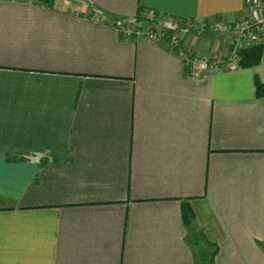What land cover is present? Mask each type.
I'll use <instances>...</instances> for the list:
<instances>
[{
    "label": "crops",
    "instance_id": "0c3cea01",
    "mask_svg": "<svg viewBox=\"0 0 264 264\" xmlns=\"http://www.w3.org/2000/svg\"><path fill=\"white\" fill-rule=\"evenodd\" d=\"M246 13L0 0V264H202L208 243L214 264H264V34L257 64L190 75L166 41L116 29L174 28L209 56L230 47L216 23Z\"/></svg>",
    "mask_w": 264,
    "mask_h": 264
},
{
    "label": "built area",
    "instance_id": "2783aa9c",
    "mask_svg": "<svg viewBox=\"0 0 264 264\" xmlns=\"http://www.w3.org/2000/svg\"><path fill=\"white\" fill-rule=\"evenodd\" d=\"M244 2L247 13L240 21L233 25L225 22L216 23L219 29L231 33L230 47L226 53L216 52L209 56L196 55L183 43L179 30L164 28L160 25H145L142 20L120 21L116 24V29L128 38H145L154 43L166 41L173 53L182 59L188 74L194 75L198 72L217 70L225 64H238L241 49L261 43L264 34V0H244ZM148 16L167 21L169 25L174 26L186 22L173 16L157 14L151 9L145 12V17Z\"/></svg>",
    "mask_w": 264,
    "mask_h": 264
},
{
    "label": "trees",
    "instance_id": "16d2710c",
    "mask_svg": "<svg viewBox=\"0 0 264 264\" xmlns=\"http://www.w3.org/2000/svg\"><path fill=\"white\" fill-rule=\"evenodd\" d=\"M31 1L44 4L47 6H52L54 0H31ZM147 10L148 9H143L142 19L145 17V12ZM183 20L186 21V19ZM138 21H141V19H139ZM262 46H263L262 43H258L251 47L241 49L239 52L238 64L241 66H253L257 64L261 57L262 48H263ZM255 94L258 97L264 96V80H260L257 77L255 79ZM184 211H185L184 220L189 223L192 218L191 211L188 206L187 207L184 206ZM208 244H210L209 246L211 247V250L210 252L203 254L204 256L202 257V262H207V264H214V257L216 255L218 248L217 245L215 244H211V243Z\"/></svg>",
    "mask_w": 264,
    "mask_h": 264
},
{
    "label": "water",
    "instance_id": "95a60500",
    "mask_svg": "<svg viewBox=\"0 0 264 264\" xmlns=\"http://www.w3.org/2000/svg\"><path fill=\"white\" fill-rule=\"evenodd\" d=\"M202 264H207V262H203Z\"/></svg>",
    "mask_w": 264,
    "mask_h": 264
},
{
    "label": "rangeland",
    "instance_id": "374dc122",
    "mask_svg": "<svg viewBox=\"0 0 264 264\" xmlns=\"http://www.w3.org/2000/svg\"><path fill=\"white\" fill-rule=\"evenodd\" d=\"M57 1H59V0H57ZM56 4H57V2H56ZM185 23H186V22H185ZM185 23H184V24H185ZM184 24H183V26H184Z\"/></svg>",
    "mask_w": 264,
    "mask_h": 264
}]
</instances>
